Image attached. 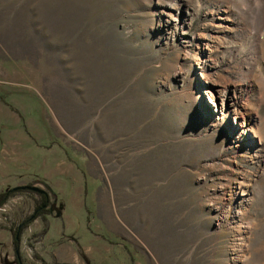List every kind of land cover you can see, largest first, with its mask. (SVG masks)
I'll return each instance as SVG.
<instances>
[{"label":"rangeland","instance_id":"1","mask_svg":"<svg viewBox=\"0 0 264 264\" xmlns=\"http://www.w3.org/2000/svg\"><path fill=\"white\" fill-rule=\"evenodd\" d=\"M175 1L0 0V190L58 205L21 226L25 264H264V0L172 19ZM234 89L256 108L244 127L210 103ZM32 212L19 193L0 207V264Z\"/></svg>","mask_w":264,"mask_h":264},{"label":"bare ground","instance_id":"2","mask_svg":"<svg viewBox=\"0 0 264 264\" xmlns=\"http://www.w3.org/2000/svg\"><path fill=\"white\" fill-rule=\"evenodd\" d=\"M191 4L190 2L186 1V0H181V2L175 1V2H170V3H164V10L163 13L167 16H169L170 18L174 19L175 14L177 12H179L180 10H187L189 11ZM229 11H231V9L228 7L227 9L221 11L219 13L218 19H219V24L218 27L222 29L223 34L226 36L228 34H230L232 32V30L234 29L233 25H232V21L230 20V16H229ZM200 38L204 39L203 35L199 36ZM217 40V39H216ZM220 41H208L205 46L206 48L209 49V51H205V50H201L202 53H206L207 56L210 58L211 54L214 52V50L219 49V47L221 46V42ZM212 81V80H211ZM213 82V81H212ZM214 83V82H213ZM219 93H221V90H219ZM221 96H224V101H222V103H219L220 101V97H212V99L210 100V103L217 107H220V105H222V107H227L229 108V110H232L236 116V118H240L242 121V127H244L246 125V123H252L253 122V113H256V108L255 106H253L254 104L252 103H247L242 101L239 96L238 93L236 91V89L233 90V94H226L224 95V93H221ZM223 114H225V111H223ZM218 118H216L217 120ZM216 122V121H215ZM215 125V124H214ZM244 132H240V133H234L232 136V141L237 143V146H245V147H251L253 144L250 140H248V138H246L244 136ZM251 133H253L254 137H259L256 129H254L252 127L251 129ZM262 151L261 149H256V150H252L250 152V156L252 158H260L262 155ZM248 186V184H246L245 181H240L239 182V189L242 193V195H245L246 193V187Z\"/></svg>","mask_w":264,"mask_h":264},{"label":"flooded vegetation","instance_id":"3","mask_svg":"<svg viewBox=\"0 0 264 264\" xmlns=\"http://www.w3.org/2000/svg\"><path fill=\"white\" fill-rule=\"evenodd\" d=\"M16 113V112H15ZM19 116V115H18ZM14 186V187H13ZM29 187H37L38 190H35V189H32V188H29ZM14 189V190H20L19 191V195L22 196L24 198H27L28 200H30V203L32 204L33 206V215L29 216V218H33L34 217H38L39 219L41 218L39 215L38 216H35L36 212H37V209H36V206H37V203L35 202L34 199H36V197H33L31 195V191H34V192H37V193H41L43 196H44V201H46L48 203V205H46L45 207V204L43 205L47 212H48V215H53L55 213V211H52L54 209V207L58 206L57 204H55V196H53V192L51 190H48V188H45L44 186H42V188L40 186H38V184H35V183H25V184H19V185H12V186H9V187H6L4 188L3 190H0V192L2 191H5V190H8V189ZM52 197V198H51ZM8 202V200L6 201ZM5 203V202H4ZM2 203L0 205V207L4 204ZM58 203V202H57ZM30 220V221H31ZM29 221V222H30ZM24 222V221H23ZM23 222H21L17 227H16V230L15 232L13 233V231L9 230L12 234V238L14 239L13 242L15 240H19L20 238V231H21V226L23 225ZM23 231V230H22ZM46 232V230L44 229V233ZM14 234V236H13ZM22 234V232H21ZM12 242V245H14ZM12 262L13 264H19V262L21 261L23 264H25V259L24 257H21V255L19 254V251L15 249L14 251V254L12 256ZM44 261H46L44 258H42ZM41 264H43V261L41 260ZM67 264H71V263H67ZM74 264H82V263H74ZM85 264H89V261L85 262Z\"/></svg>","mask_w":264,"mask_h":264},{"label":"trees","instance_id":"4","mask_svg":"<svg viewBox=\"0 0 264 264\" xmlns=\"http://www.w3.org/2000/svg\"><path fill=\"white\" fill-rule=\"evenodd\" d=\"M0 100L2 102H4L3 104H5L6 106H8V104L5 101V99H4L3 96H0ZM11 108L15 110V107L11 106ZM60 147L63 148L62 144L60 145ZM19 191L20 190H14V189L11 188V189H8V190H5V191L0 192V205L2 203L6 202L11 196L19 193ZM30 193H31L32 196H33V194H35V197H36V199H34L35 202L37 203V206H36L37 212H36L35 216H38L39 215L40 217L41 216L43 217L44 215H48V212H47V210L45 208L46 205H48V203L46 201H44V196L41 193H37V192H34V191H31ZM44 204H45V207L43 206ZM33 218H34V216H33ZM30 220H31V218H29V217L27 219H25V221L23 222V225H25V223L26 222H29ZM21 232H22V230L20 231V234H21ZM18 243H19V240H15L13 242L14 248L16 250H18ZM41 260L43 261V264H54V263H50L48 261H44L42 259V257H41ZM132 260L133 259H131V261ZM19 264H23V263L20 261Z\"/></svg>","mask_w":264,"mask_h":264},{"label":"water","instance_id":"5","mask_svg":"<svg viewBox=\"0 0 264 264\" xmlns=\"http://www.w3.org/2000/svg\"><path fill=\"white\" fill-rule=\"evenodd\" d=\"M29 188H32V189L38 190V188H37V187H29Z\"/></svg>","mask_w":264,"mask_h":264}]
</instances>
